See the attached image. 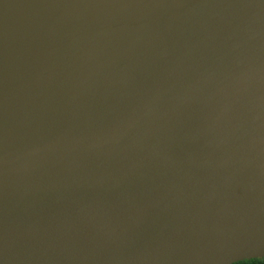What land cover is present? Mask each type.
<instances>
[{
  "label": "water",
  "instance_id": "95a60500",
  "mask_svg": "<svg viewBox=\"0 0 264 264\" xmlns=\"http://www.w3.org/2000/svg\"><path fill=\"white\" fill-rule=\"evenodd\" d=\"M263 250L264 0H0V264Z\"/></svg>",
  "mask_w": 264,
  "mask_h": 264
},
{
  "label": "flooded vegetation",
  "instance_id": "af4514ba",
  "mask_svg": "<svg viewBox=\"0 0 264 264\" xmlns=\"http://www.w3.org/2000/svg\"><path fill=\"white\" fill-rule=\"evenodd\" d=\"M243 260L253 261L250 264H264V250L262 252L256 254V255H253V256L246 258V259H243ZM237 261H235V262H237ZM233 263H231V264H233Z\"/></svg>",
  "mask_w": 264,
  "mask_h": 264
},
{
  "label": "trees",
  "instance_id": "16d2710c",
  "mask_svg": "<svg viewBox=\"0 0 264 264\" xmlns=\"http://www.w3.org/2000/svg\"><path fill=\"white\" fill-rule=\"evenodd\" d=\"M253 261L250 260H238L237 262H234L233 264H250Z\"/></svg>",
  "mask_w": 264,
  "mask_h": 264
},
{
  "label": "rangeland",
  "instance_id": "374dc122",
  "mask_svg": "<svg viewBox=\"0 0 264 264\" xmlns=\"http://www.w3.org/2000/svg\"><path fill=\"white\" fill-rule=\"evenodd\" d=\"M225 30H230V29H228V28H224Z\"/></svg>",
  "mask_w": 264,
  "mask_h": 264
}]
</instances>
